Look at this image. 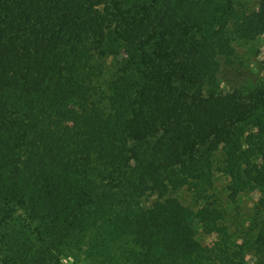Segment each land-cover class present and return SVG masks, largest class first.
I'll list each match as a JSON object with an SVG mask.
<instances>
[{"label": "trees", "instance_id": "obj_1", "mask_svg": "<svg viewBox=\"0 0 264 264\" xmlns=\"http://www.w3.org/2000/svg\"><path fill=\"white\" fill-rule=\"evenodd\" d=\"M237 4L0 0V225L15 259L264 264V64L249 85L220 79L264 35V0ZM217 173L232 198L263 193L237 236L209 202Z\"/></svg>", "mask_w": 264, "mask_h": 264}, {"label": "rangeland", "instance_id": "obj_2", "mask_svg": "<svg viewBox=\"0 0 264 264\" xmlns=\"http://www.w3.org/2000/svg\"><path fill=\"white\" fill-rule=\"evenodd\" d=\"M261 0H238V8L241 10L252 11L257 7L258 2ZM260 63L264 64V35L258 37L252 42H240L236 46V53L229 60H224L222 63V71L220 79L224 81L223 86L230 87L249 85L258 80L261 75ZM263 76V75H262ZM230 183L228 177L217 173L215 175L214 186L209 192V202L215 204L217 207L223 209L226 213L231 232L236 234L240 233L248 227V221L253 218L259 211L257 205L263 193L258 191H248L239 194L236 198L230 197L229 192L226 191L227 185ZM183 203L185 205L195 206L192 193L185 191L181 193ZM22 215L21 210H18L15 217ZM13 224V223H10ZM0 225V260L5 264H28V262H20L15 259L16 256L12 255L7 245H5L2 235L10 231V228ZM201 241L204 245L211 244L214 241L212 235H201ZM59 248V247H58ZM59 253V254H58ZM55 254L58 260L55 263L47 264H86L80 258H77L73 251H67L59 248ZM14 259V260H13ZM30 264V263H29Z\"/></svg>", "mask_w": 264, "mask_h": 264}, {"label": "flooded vegetation", "instance_id": "obj_3", "mask_svg": "<svg viewBox=\"0 0 264 264\" xmlns=\"http://www.w3.org/2000/svg\"><path fill=\"white\" fill-rule=\"evenodd\" d=\"M0 264H4V263L0 260Z\"/></svg>", "mask_w": 264, "mask_h": 264}]
</instances>
